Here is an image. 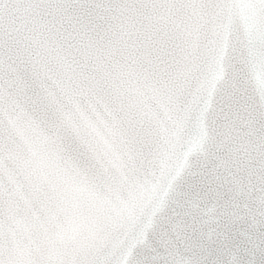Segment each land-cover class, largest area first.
<instances>
[{
    "label": "clouds",
    "instance_id": "obj_1",
    "mask_svg": "<svg viewBox=\"0 0 264 264\" xmlns=\"http://www.w3.org/2000/svg\"><path fill=\"white\" fill-rule=\"evenodd\" d=\"M99 2L111 10L98 8L97 0H41L38 7L86 21L99 17L103 27L94 37L111 34L152 53V62L142 66L146 84L113 98L103 131L71 104L50 102L46 77L56 66L45 48L26 36L0 39L4 191L11 160L42 161L51 194L62 197L66 209L63 228L46 235L29 237L6 225L0 264H40L53 251L111 264H264V163L257 177L245 175L225 193L236 206L214 226L195 208L183 216L174 212L178 200L191 206L199 199L201 208L211 200L221 153L218 104L226 97L233 105L249 103L255 79H264V60L254 61L239 47L234 58L223 59L220 30L206 27L194 39L184 14L169 15L161 0ZM76 25L69 34L79 29V19ZM239 39L237 31L232 40ZM17 77L25 82L20 92ZM223 150L242 157L248 149L233 143ZM85 187L94 198L78 191Z\"/></svg>",
    "mask_w": 264,
    "mask_h": 264
},
{
    "label": "water",
    "instance_id": "obj_2",
    "mask_svg": "<svg viewBox=\"0 0 264 264\" xmlns=\"http://www.w3.org/2000/svg\"><path fill=\"white\" fill-rule=\"evenodd\" d=\"M161 3L169 15L177 9L184 14L194 39L206 27L220 30L224 35L223 59L234 58L233 48L239 47L254 61L264 60V0H161ZM40 4L41 0H0V39L26 36L45 48L56 66L46 77L50 102L71 104L82 118L103 131L112 117L113 98L119 99L125 87L146 84L148 75L142 66L152 62V53L111 34L94 37L93 33L103 27L99 17L86 21L83 15L74 17L63 9H41ZM96 6L104 12L111 10L99 0ZM77 19L79 29L69 34L68 29L77 28ZM237 31L240 39L234 43L232 36ZM2 75L0 67V114L6 101ZM14 87L17 92L24 89L23 77H17ZM253 89L254 95L247 104L233 105L227 97L218 104L221 153L216 158L212 198L202 208L199 199L193 200L191 206L178 200L174 207L177 215L183 216L195 208L207 225L214 226L221 213L236 206L225 193L240 186L245 175L255 178L260 174L264 163V79L258 76ZM7 103L14 105L15 101L8 97ZM233 143L244 144L248 149L242 157L223 150L224 145ZM113 164L118 166V157ZM7 185L5 193L0 165V232L7 225L10 231L30 237L63 228L59 219L66 212L64 200L51 194L44 162L11 160ZM78 191L90 199L95 196L86 187ZM239 239L244 241L246 237L241 235ZM66 255L71 254L50 253L51 259H65ZM251 258L258 259V253Z\"/></svg>",
    "mask_w": 264,
    "mask_h": 264
},
{
    "label": "snow or ice",
    "instance_id": "obj_3",
    "mask_svg": "<svg viewBox=\"0 0 264 264\" xmlns=\"http://www.w3.org/2000/svg\"><path fill=\"white\" fill-rule=\"evenodd\" d=\"M29 264H33V262H29ZM40 264H111V262L103 259H49L41 261Z\"/></svg>",
    "mask_w": 264,
    "mask_h": 264
}]
</instances>
